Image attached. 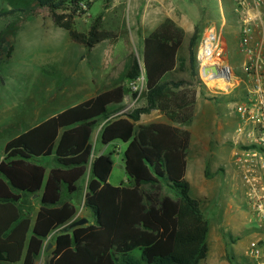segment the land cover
Wrapping results in <instances>:
<instances>
[{
  "label": "trees",
  "instance_id": "obj_1",
  "mask_svg": "<svg viewBox=\"0 0 264 264\" xmlns=\"http://www.w3.org/2000/svg\"><path fill=\"white\" fill-rule=\"evenodd\" d=\"M70 7L76 13L90 8V3L33 0L26 7L0 11V20L7 23L0 31V66L11 59L16 35L28 20L46 10L69 12ZM64 18L51 16L56 27L88 52L104 42L128 43L125 25L120 40L117 33L102 28L101 15L85 33L75 29L71 18ZM184 37L185 32L166 19L144 41L142 67L133 53L128 54L103 79L93 98L6 143L0 162V264H35L48 238L52 246L48 264H199L205 259L208 223L185 181L196 93L183 80H165L185 66L186 60L179 56ZM199 38L195 29L188 47L195 76L194 48ZM141 75L146 106L129 115L109 111L128 94L136 98L129 84ZM151 110L183 129L165 124L136 129L140 115ZM98 127L101 145H126L127 186L108 183L111 156L91 157L92 135ZM51 158L55 166L47 171L41 161ZM89 165L83 205L93 222L73 227L74 198L81 192ZM227 260L237 264L230 255Z\"/></svg>",
  "mask_w": 264,
  "mask_h": 264
},
{
  "label": "rangeland",
  "instance_id": "obj_2",
  "mask_svg": "<svg viewBox=\"0 0 264 264\" xmlns=\"http://www.w3.org/2000/svg\"><path fill=\"white\" fill-rule=\"evenodd\" d=\"M32 1L0 0V11L23 8ZM87 2L90 3V8L83 7L76 13H72L73 7H70L72 10L69 12L43 11L38 17L28 20L16 35L11 59L0 66V160L4 146L10 139L45 118L95 96L103 79L112 73L128 54L133 53L142 67V45L136 42L135 36L131 42H104L88 52L84 46L72 42L66 31L52 23L53 13L65 16L64 21L71 18L75 29L85 33L92 22L101 15L102 28L114 31L120 40L122 27L115 28V22L126 25L128 21L131 31L134 30L136 0ZM112 4L118 5L119 8L110 11ZM165 4L167 7L182 9L189 23L199 30L200 38L194 48L195 53L206 31L214 29L222 58L229 63L233 76L229 91H218L216 84H210L207 89L191 70L188 62L189 44H185L179 52V56L186 60L185 66L171 77L173 81H185L187 88L196 93L187 164L193 181L192 186L188 184L189 194L201 204V214L209 229L207 238L210 252L200 264H229V255L237 264H252L244 255L240 244H231L238 226L226 220L232 198L229 200V196L224 199L222 195L219 199L217 197L218 191L225 190V180L228 177L232 189L233 148L230 143L236 122L231 105L245 96L246 92L245 76L241 68L242 56L237 48V17L232 12L231 0H165ZM116 16L119 20L114 18ZM6 24V21L0 20V31ZM234 83L237 87H234ZM57 89L59 92L51 98ZM134 100L130 95L124 106H113L109 111L116 112L121 107L123 109L135 103L124 113L129 115L146 106L142 96ZM98 129L99 127L94 131L92 139L94 151L102 150V154L111 156L113 161L108 183L115 187L127 186L123 166L125 145L121 142H115L117 145H101ZM89 173L90 165L81 192L74 198L77 208L74 222L88 218L86 225L93 222L92 214L83 205ZM223 218L229 222L228 225L223 224ZM48 241L49 238L44 242L43 250L35 264L49 263L51 249L47 251Z\"/></svg>",
  "mask_w": 264,
  "mask_h": 264
},
{
  "label": "built area",
  "instance_id": "obj_3",
  "mask_svg": "<svg viewBox=\"0 0 264 264\" xmlns=\"http://www.w3.org/2000/svg\"><path fill=\"white\" fill-rule=\"evenodd\" d=\"M231 9L237 17V48L243 56L246 92L232 108L236 122L230 143L233 185L226 220L238 225L231 244H240L252 264H264V0H231ZM195 60L198 78L207 89L212 84L209 79H215L218 91H229L232 72L222 58L213 28L206 31ZM129 88L137 100L145 91L144 76Z\"/></svg>",
  "mask_w": 264,
  "mask_h": 264
},
{
  "label": "crops",
  "instance_id": "obj_4",
  "mask_svg": "<svg viewBox=\"0 0 264 264\" xmlns=\"http://www.w3.org/2000/svg\"><path fill=\"white\" fill-rule=\"evenodd\" d=\"M136 1H137V4H136V8L134 9V11H135V14H134V24L135 25L133 27L134 30L131 31V27H130V24L128 23V21L126 22L125 28L127 30L128 41L131 42L133 36H135L136 37V42L137 43H141V45H142V55H143V44H144L145 39L148 38L157 29V27L159 25H161L166 19H169V20L173 21L174 24L178 28L182 29L185 32V37H184V40H183L182 47H184L185 44H189V41L192 38V36H193L196 28L192 25V23L191 24L189 23V19L186 17L185 14H183V10L182 9L167 7L166 4H165V0H136ZM117 7H118V5L112 4L110 11H113L114 8H117ZM114 18L117 20L119 17L116 16ZM115 24H116L115 25V28H117V27L118 28H121L122 27L121 22H119V21L115 22ZM238 53H239V51H238ZM242 62H243V56H242ZM174 73H171V74L167 75L165 77V80L171 81L172 80L171 77H172V75ZM234 84H236V83H234ZM234 87H237V84ZM129 97H130V94H128L127 96H125L123 103L121 105H119V106H124L125 101ZM87 100H89V99H87ZM87 100H84L82 102H85ZM197 102H198V97H197ZM73 106H75V105H73ZM73 106H70L68 108H71ZM127 107L128 106L123 107L122 110H119L117 112H121V111L125 110ZM233 107H234V104L231 105V109ZM68 108H66V109H68ZM113 108L114 107L111 106V107H109V110H111ZM66 109H64V110H66ZM64 110H62V111H64ZM61 112H57V113L53 114L52 116H49V117L45 118L44 120H42L41 122H39L35 126L40 125L42 122L46 121L47 119H49V118H51V117H53V116H55V115H57V114H59ZM224 115H225V113H224ZM225 117H227V116H225ZM150 124L172 125L174 127L183 129V128L177 126V125L171 124L157 110H151L147 114L140 115L139 120L135 123V128L137 129L140 126H145V125H150ZM35 126H33V127H35ZM33 127H31V128H33ZM31 128L28 127L26 130H24L23 132L19 133L17 136H19L22 133L27 132ZM100 129L101 128L99 127L97 133L100 132ZM188 130L190 131V133L192 132L190 128ZM93 135H94V133H93ZM93 135H92V139H93ZM17 136H15V137H17ZM15 137H13V138H15ZM91 143H92V140H91ZM111 145H117V143H113ZM92 147H93V144H92ZM125 147H126V145H125ZM124 150H125V148H124ZM232 153H233V151H232ZM94 155L96 157L101 156V155L105 156L104 154H102V150H99V151L95 152L94 151V147H93V151H92V156L91 157L93 158ZM2 159H3V153H2V158H1L0 162L2 161ZM41 162H42V164H44L47 167V171H49L51 168H53L55 166L52 158L51 159H43ZM123 166H124V164H123ZM226 176H227V174H226ZM225 177H223V179H225ZM185 181L187 182V184H189L190 186H192V184H193V181H192V173H190V171H189L188 164H186ZM225 181H226L225 190L223 189V191L222 190L221 191H218L217 192V197L219 199V197H221V195H222V197H224V199H227L230 196V199L229 200H231V195H230V192H231V184H230L231 183V180H229V177H228V179H226ZM223 194H224V196H223ZM33 199H36V198H33ZM201 203H202V201H201ZM199 206H201L200 203H199ZM228 207L231 208V201H230V204L228 205ZM86 220H87V218H86ZM222 222H223L224 225H228L229 224V222L225 221L224 218H223V221ZM207 236H208V232H207V235H206V243H207V250H208L207 255H208L209 252H210V247H209V243H208ZM223 245H224V243H223Z\"/></svg>",
  "mask_w": 264,
  "mask_h": 264
},
{
  "label": "water",
  "instance_id": "obj_5",
  "mask_svg": "<svg viewBox=\"0 0 264 264\" xmlns=\"http://www.w3.org/2000/svg\"><path fill=\"white\" fill-rule=\"evenodd\" d=\"M205 72H206V71L203 70V71H202V75H204ZM36 197H37V196H34V198H36ZM87 223H88V221H87L86 219H81V220H79V221L73 223V227H82V226L86 225ZM51 248H52V246L49 244V245L47 246V251L50 250Z\"/></svg>",
  "mask_w": 264,
  "mask_h": 264
},
{
  "label": "bare ground",
  "instance_id": "obj_6",
  "mask_svg": "<svg viewBox=\"0 0 264 264\" xmlns=\"http://www.w3.org/2000/svg\"><path fill=\"white\" fill-rule=\"evenodd\" d=\"M212 84L215 83V79H209Z\"/></svg>",
  "mask_w": 264,
  "mask_h": 264
}]
</instances>
